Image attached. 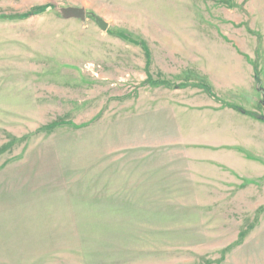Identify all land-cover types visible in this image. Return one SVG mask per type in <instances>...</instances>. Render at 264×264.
I'll return each mask as SVG.
<instances>
[{
	"label": "rangeland",
	"instance_id": "1",
	"mask_svg": "<svg viewBox=\"0 0 264 264\" xmlns=\"http://www.w3.org/2000/svg\"><path fill=\"white\" fill-rule=\"evenodd\" d=\"M0 264H264V0H0Z\"/></svg>",
	"mask_w": 264,
	"mask_h": 264
},
{
	"label": "crops",
	"instance_id": "2",
	"mask_svg": "<svg viewBox=\"0 0 264 264\" xmlns=\"http://www.w3.org/2000/svg\"><path fill=\"white\" fill-rule=\"evenodd\" d=\"M213 97V96H212ZM214 98V97H213ZM215 101H211V99H209L208 101H205V102H197L195 104H193L192 106L193 107H197L198 109L200 110H203V109H207V110H212V111H218V110H227V112L229 114H234L235 112H238L237 110H235L234 108H231V107H228L226 109V107H222L220 106L219 104H217L216 102L214 103ZM216 104V105H215ZM240 114V116H242V118H250L247 114H242L240 112H238ZM252 119V118H250ZM257 123V121H256ZM215 146H219V147H228V148H234L236 146L235 143H231V142H223V141H218V144H214ZM214 145H209V144H206L205 146H214Z\"/></svg>",
	"mask_w": 264,
	"mask_h": 264
},
{
	"label": "water",
	"instance_id": "3",
	"mask_svg": "<svg viewBox=\"0 0 264 264\" xmlns=\"http://www.w3.org/2000/svg\"><path fill=\"white\" fill-rule=\"evenodd\" d=\"M59 12L64 19L76 18L84 20L86 16V10L82 7L67 6L59 8ZM96 24L104 29L106 27V22L98 17L95 18Z\"/></svg>",
	"mask_w": 264,
	"mask_h": 264
},
{
	"label": "trees",
	"instance_id": "4",
	"mask_svg": "<svg viewBox=\"0 0 264 264\" xmlns=\"http://www.w3.org/2000/svg\"><path fill=\"white\" fill-rule=\"evenodd\" d=\"M239 109V108H238ZM241 111V109H239Z\"/></svg>",
	"mask_w": 264,
	"mask_h": 264
}]
</instances>
